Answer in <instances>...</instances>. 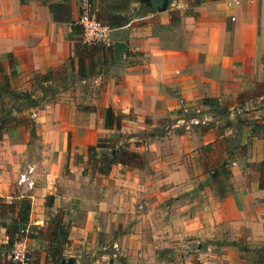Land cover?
Listing matches in <instances>:
<instances>
[{
  "label": "crops",
  "instance_id": "1",
  "mask_svg": "<svg viewBox=\"0 0 264 264\" xmlns=\"http://www.w3.org/2000/svg\"><path fill=\"white\" fill-rule=\"evenodd\" d=\"M100 1L0 0L6 71L12 59L33 97L46 83L61 89L53 110L34 112L35 138L23 124L0 137V199L30 202L20 245L30 261L52 264V232L65 229L60 264H250L245 250L264 242V129L252 135L253 122L264 124V0L112 10L124 38L105 49L89 44L80 78L72 22L84 3ZM53 3L70 5L63 20ZM108 107L126 115L119 128H105ZM140 130L145 136L128 135ZM97 143L108 146L88 150ZM116 149L141 159L114 158ZM28 164L36 183L21 194L15 181ZM12 225L0 215V261Z\"/></svg>",
  "mask_w": 264,
  "mask_h": 264
},
{
  "label": "trees",
  "instance_id": "2",
  "mask_svg": "<svg viewBox=\"0 0 264 264\" xmlns=\"http://www.w3.org/2000/svg\"><path fill=\"white\" fill-rule=\"evenodd\" d=\"M202 0H195L196 4H199ZM169 0H150L148 7H139L138 12L142 11H148V10H157L159 8H162L164 5L169 4ZM49 8L51 12L54 14V16L60 19H64L65 16L68 14V11L70 10V5L67 3H53L49 5ZM120 17L118 15L110 16L105 24H107L110 28H114L117 26ZM79 27V29L77 28ZM72 30L74 33L81 34V41H78L74 45V52L75 56L77 58V68L80 78H83L86 76V73L84 71V63H85V52L89 51L91 45L83 42L82 40V29L80 25H74V22H72ZM96 44V43H95ZM101 44V43H99ZM114 46H116V49H122L123 46L119 45V43L115 42ZM93 48V47H92ZM95 48V47H94ZM100 48L105 49L108 48L105 45L101 44ZM117 50V51H118ZM70 63L74 62V58H69ZM8 66L10 67V71L7 72L4 65L0 62V98H2L4 95L9 94L11 91L13 92V88L15 86L19 85V77L16 74V72L12 69L13 67V60L8 59ZM50 78L47 75H42V81H48ZM42 93L43 95L38 97V99L42 100L45 98V86L42 87ZM21 96H25L27 98H30V101L36 105L34 97L32 96V93L28 91H22L20 94ZM202 102H205V99L202 100ZM15 110L7 104H1L0 105V137L1 134L5 131H7L10 127L17 126L18 118L13 114ZM126 115L123 113H114L112 108L108 107L105 110V116H104V126L105 128H119L120 123L123 118H125ZM257 129H264V124H259L256 122L252 123V135L257 134ZM108 146L103 143H97L96 145H91L88 147V150H94L96 147H103ZM130 157V159H137L139 155L136 152H128V151H119V149H116L114 158H118L120 156L127 155ZM126 158V157H125ZM220 170L224 174H228L227 171H225V164H223L220 167ZM216 172H219L218 169L215 170ZM212 179H215L218 177V174H214V172L211 173ZM20 203L17 204L14 201L10 203H3L0 199V215L2 217H8L12 222H14L16 225H12L7 227L6 235H7V244L10 246L15 241L21 240L22 238L28 236L25 232V225L29 221V212H30V202L26 196L20 197ZM19 224H23L24 226H19ZM23 229L24 232L20 233V230ZM67 234V231L65 229H60V231L56 232L53 231V242H55V249L54 254L52 255V258L50 259L52 261V264H60V260L55 258L58 257V255L61 253V243L64 242L65 236ZM3 246L0 243V247ZM245 251H248L252 254L250 257V264H264V242L261 243L260 246L246 249ZM56 252V253H55ZM59 253V254H58ZM31 257V256H30ZM0 264H20L15 263L11 260H9L6 256L5 260L0 261ZM26 264H38V260L34 261H28Z\"/></svg>",
  "mask_w": 264,
  "mask_h": 264
},
{
  "label": "rangeland",
  "instance_id": "3",
  "mask_svg": "<svg viewBox=\"0 0 264 264\" xmlns=\"http://www.w3.org/2000/svg\"><path fill=\"white\" fill-rule=\"evenodd\" d=\"M136 5H138V4H132L131 0H101L98 5H93L90 7V9L95 14V16L101 22L104 23V22H106V20L110 16H113V14L110 13V11H112V10L128 8L125 15L136 14L138 12V9H139L136 7H140V6H136ZM121 17H123V16H121ZM120 20H121V18L119 19V21ZM77 28L79 29V27H77ZM78 41H81V37H80V34L76 33V36L73 37V44L75 45V43H77ZM87 54H85V55H87ZM87 58H89V56H87ZM68 63H70V62H68ZM53 74H52V72H49V73H45L43 75H47L50 78V77H53ZM57 74H59V73L57 72ZM34 79L36 80V83H40L42 81V75L36 74L34 76ZM18 86H15L13 88V92L11 91L9 94H6L2 97L3 101L1 104H7L8 106L10 105L15 110L13 112V114L18 118L19 124L17 126H20L23 124L24 126L32 128L33 133H31V135L33 138H35L36 137V131L38 132L40 129V124H38L35 121L36 118H35L34 112H37L39 110H45V111L53 110V108L49 106L50 104H52L50 98H52V96L54 94L61 92V89H60V87L54 86L53 82L46 83V86H45V95L46 96H45V98L49 96V99H45L44 101H43V99L40 100V99H38L37 95H35V93H34V99H35V102L37 103L36 105H34V103H32L30 101V98H27L26 95L25 96L20 95L22 93V91H24V90H22L23 89L22 87L20 88V86H22V85H20L19 87ZM35 88L36 87H34V89ZM167 121L170 122V120H167V119H164L162 121L161 129L165 128V126L168 124ZM17 126L10 127L7 131H10V130H12V128H15ZM32 129H31V131H32ZM159 129L157 130L156 128H153V131L158 132ZM128 135L141 137V136H145V133L140 130L139 132L137 131L135 133H130ZM123 157H126L129 160H133V159H130L128 154L123 156ZM140 159H134V160H140ZM223 177L227 178L228 176L223 175ZM227 181H229V179ZM43 236H47V235H43ZM173 242L175 243L176 240H173ZM172 245H175V246L172 247L170 245V246H166V248H169L170 250L173 251V252H171L173 254V256H171V258L175 260L176 259V244H172ZM54 249H55V247L54 248H48V250L52 251L48 254L50 256V259L52 258V255L54 254ZM64 250L65 249L63 247H61V253L60 254L58 253L59 254L58 257H55V258L59 259L60 257H62V255H63L62 253H65ZM250 254H252V253H250ZM192 261L197 262V260H194V259H192ZM50 263H52L51 260H50ZM65 263H66V261H65Z\"/></svg>",
  "mask_w": 264,
  "mask_h": 264
},
{
  "label": "built area",
  "instance_id": "4",
  "mask_svg": "<svg viewBox=\"0 0 264 264\" xmlns=\"http://www.w3.org/2000/svg\"><path fill=\"white\" fill-rule=\"evenodd\" d=\"M78 24L82 29V40L87 44L101 43L103 45H110V28L107 24L101 22L95 14L91 11L90 6L84 3L81 15L78 19ZM16 188L21 194L27 190H31L35 186V165L28 164L20 170L16 177ZM24 232L23 229L20 233ZM7 258L15 263L26 264L30 261V256L25 249L20 245L19 240L12 244L11 250Z\"/></svg>",
  "mask_w": 264,
  "mask_h": 264
},
{
  "label": "water",
  "instance_id": "5",
  "mask_svg": "<svg viewBox=\"0 0 264 264\" xmlns=\"http://www.w3.org/2000/svg\"><path fill=\"white\" fill-rule=\"evenodd\" d=\"M165 6L166 5H164L162 8H164ZM109 35H110V39L112 41L122 40L124 38L123 35H125L124 29L123 28H114V29L110 30ZM61 264H71V263H69V262H66L65 263V261L63 260L61 262Z\"/></svg>",
  "mask_w": 264,
  "mask_h": 264
}]
</instances>
